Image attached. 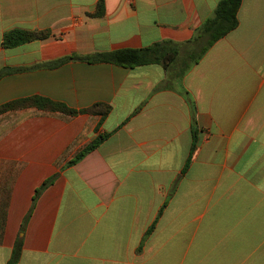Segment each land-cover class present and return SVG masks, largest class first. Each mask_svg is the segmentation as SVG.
Listing matches in <instances>:
<instances>
[{
  "label": "crops",
  "instance_id": "1",
  "mask_svg": "<svg viewBox=\"0 0 264 264\" xmlns=\"http://www.w3.org/2000/svg\"><path fill=\"white\" fill-rule=\"evenodd\" d=\"M219 1L0 0V106L111 107L0 115V264L18 240L17 264H264V0H242L236 28L178 80L158 64L48 66L184 44ZM14 29L51 35L2 48Z\"/></svg>",
  "mask_w": 264,
  "mask_h": 264
},
{
  "label": "trees",
  "instance_id": "2",
  "mask_svg": "<svg viewBox=\"0 0 264 264\" xmlns=\"http://www.w3.org/2000/svg\"><path fill=\"white\" fill-rule=\"evenodd\" d=\"M242 0H220L213 12L211 18L205 20L198 28L194 30L192 38L184 43L177 44L172 41H161L151 46L140 49H119L111 52L94 53L87 56L71 55L60 59L49 67H57L69 61H82L86 63H108L124 68H135L139 66L158 64L162 66L167 73L169 79L178 80L183 77L202 56L211 48V46L223 38L227 33L234 30L238 24L237 13L240 8ZM102 15V3L99 2L97 10L93 14L94 17ZM51 32L49 30L30 31L14 29L5 32L1 39V46L4 49H13L22 46L26 43L34 41H42L49 38ZM192 44L185 59L180 57L181 47L183 45ZM180 64L179 72H173V68ZM36 109L50 114H60L63 116H77L80 114L106 116L111 107L105 104H95L89 108L82 110L71 109L63 103L52 101L41 96H30L27 98L15 100L0 106V115L8 111L21 109ZM108 135H99L96 139L87 144L80 152H78L69 162L71 166L88 153L94 151ZM53 178L46 180L36 191L33 201L36 200L38 194L51 183ZM151 226L144 235L145 238L152 231ZM20 240L17 241L11 260L8 264H17L19 258Z\"/></svg>",
  "mask_w": 264,
  "mask_h": 264
}]
</instances>
